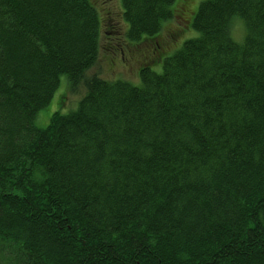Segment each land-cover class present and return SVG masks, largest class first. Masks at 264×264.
Listing matches in <instances>:
<instances>
[{
  "label": "trees",
  "instance_id": "16d2710c",
  "mask_svg": "<svg viewBox=\"0 0 264 264\" xmlns=\"http://www.w3.org/2000/svg\"><path fill=\"white\" fill-rule=\"evenodd\" d=\"M117 2L0 0V264H264V0Z\"/></svg>",
  "mask_w": 264,
  "mask_h": 264
},
{
  "label": "rangeland",
  "instance_id": "374dc122",
  "mask_svg": "<svg viewBox=\"0 0 264 264\" xmlns=\"http://www.w3.org/2000/svg\"><path fill=\"white\" fill-rule=\"evenodd\" d=\"M190 1H196V0H190ZM198 1V0H197ZM100 4L101 7L103 8H107L104 9V11H106V13L108 14V20L107 23L109 25H113L115 23V13L113 11H116L118 8V2L117 0H100ZM105 14V16L107 15ZM173 26H171V24H168V27H166L165 32L162 34V39H163V43L166 45V41H168V43L170 45H172V33H170V29L173 28ZM175 29V27H174ZM234 34L236 36H241V30L238 26H234ZM117 33L113 32V31H109L108 33H106V37L103 38L102 40V44H103V50H102V55H101V61H100V65L96 66V69H99L103 72L104 75L106 76H111L114 77L115 75L118 74L119 72V67L114 69L113 67L115 65H113L111 63V59H114V61H116V65L120 66V62L121 61V57H123L125 59L126 68H123L124 71L123 73L126 75V77L128 76V78L130 79H135L136 76H134V74H137V70L139 68V66H141L142 64L137 60H129V56L127 54V52L130 50V47L127 43H125L124 41H120V39L117 37ZM175 38V37H174ZM132 47V46H131ZM136 47V46H135ZM144 49H147V46L144 45L143 46ZM112 50H114L115 52H113ZM111 58V59H110ZM122 58V59H123ZM122 69V70H123ZM92 70V71H94ZM98 71V70H97ZM67 78H64L63 81H66ZM64 85V83H63ZM62 86L60 87V89L57 91L55 98L52 102V104L49 106V108L43 110L40 114L39 117H37L36 123L40 126H45L50 118V115L55 111V110H59V104H58V96H60L63 93V89ZM79 94L76 95H72V94H68L66 95V101L64 102V106L61 108L62 110H67L68 108H72L75 106L78 98H79Z\"/></svg>",
  "mask_w": 264,
  "mask_h": 264
}]
</instances>
